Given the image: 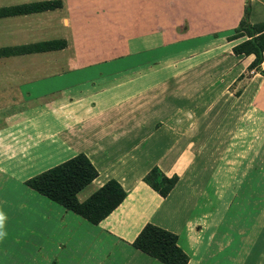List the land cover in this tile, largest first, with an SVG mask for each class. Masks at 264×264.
I'll list each match as a JSON object with an SVG mask.
<instances>
[{"label": "rangeland", "instance_id": "rangeland-1", "mask_svg": "<svg viewBox=\"0 0 264 264\" xmlns=\"http://www.w3.org/2000/svg\"><path fill=\"white\" fill-rule=\"evenodd\" d=\"M37 1L49 0H0V7ZM60 1L62 8L48 11L55 17L52 19L56 30L54 36L51 34L44 37L36 36L32 38L34 40H29L27 37L21 40L11 38L10 34L13 31L21 32L23 22L28 23V28H35L37 23L35 32L42 33L44 24L35 20L41 18L42 21H46L45 17L50 15L45 12L43 16L39 15L40 17L28 15L24 19L21 16L0 19V47L11 46L18 42H40L64 37L71 38V42L80 43L71 47L67 53L54 51L0 59L1 130L10 121L18 123L21 119L18 117L29 118L45 112V109L51 107L50 100L55 98L50 92L66 88L68 84L74 82V80L68 82V79L57 78L34 81L25 77L18 79L20 69L24 68V71L34 78L37 75L53 73L52 70H47L44 74H36L33 69L37 64L41 67L47 65L44 61L52 56L72 60L74 58L77 65L89 61L94 65L105 60L117 59L135 47L129 42L128 48L127 40L124 42L121 38L130 33V28L126 29L127 31L122 29L118 31L116 26L120 23L125 26L128 23L137 25L140 21L146 22L149 18L148 14H143L136 8L138 0ZM144 1L155 5V2L150 0ZM164 1L166 3L160 7L167 8L169 17L175 20L174 17L179 19L180 13H185L188 23L197 27V30L191 29V35L204 31H224L222 27L228 25L231 26L225 30H234L237 26L232 28V25L241 15L239 14L241 9L243 12L240 21L246 17V10H248V21L253 23L264 21V7L256 1L250 3L249 0H157L161 4ZM202 1L204 7L201 10L204 13L202 14L200 10V13L195 14V8L200 7ZM106 5H112L113 9H107ZM63 17L69 19L71 28H62ZM216 25L218 27L212 29ZM161 26L165 25L162 23ZM213 36L215 37L216 34ZM196 47L200 51L208 48L204 44ZM169 53L170 56L178 57L180 67L191 64L185 58L192 53L189 46L172 47ZM210 64L211 59L206 62L203 71L209 69ZM70 65L68 62L66 65L60 62L57 70L67 71ZM113 66L117 68L119 64L113 63L107 68ZM251 72L246 68L239 77H235L234 82H232L233 78H220L218 80L221 82L220 88H223L220 95L211 97L204 93L203 115L201 112L199 116L195 110L191 111L194 116H190L189 113L187 115L193 126L192 133L198 136L196 140L198 143L205 140L203 146L209 148L208 153H204V157L198 159V163L203 159L202 165L194 169L204 170L202 171L203 181L205 180L206 184L204 190L199 193L195 189L189 191L190 197L180 194L179 202L170 200L167 203L161 199L157 202L150 201L140 209L149 217L161 218L163 225H170L169 218L176 221L180 215L188 214L192 226L203 227L202 232L198 229L194 233L200 241L198 243L200 248L197 249L207 252L210 248V253L216 252V257L208 264H264V85L261 87L259 83H253L251 91L243 93L252 76ZM29 79L33 82L29 83L27 81ZM209 82L210 80H207L204 86ZM63 92L66 93L65 90ZM41 93L46 94L43 99L37 96ZM205 147L204 150H207ZM5 165L8 166L6 157L0 156V169H5L4 173L0 172V212L6 216L3 229L6 235L0 239V264L125 263L124 253L115 247L113 243L115 239L108 235L104 228L89 227L91 225L85 220L71 212H65L62 207L49 202L44 197L28 194L24 187L14 183L9 178L11 176L6 175V172L10 174L13 171ZM214 168L216 172L213 178L211 172ZM217 172L222 174L217 175ZM162 176L165 175L160 173L156 179L150 178L151 184L163 185L160 183ZM172 177L176 178V185L179 177L177 174H172L167 178ZM228 177H234V181L229 185L223 184L222 182L227 181ZM208 178L211 182L213 180L214 186L208 183ZM218 178L221 182L220 190L216 188ZM97 189L96 183L92 182L78 194V200L84 201ZM176 204L180 205L176 206ZM140 210L138 211L141 212ZM152 221L156 223L157 220ZM179 224L177 222L175 225L179 226ZM187 231L190 232L183 227L179 232L181 234L179 236L176 234L183 248L188 244ZM210 237H214V240L207 246ZM217 245L219 253L215 249Z\"/></svg>", "mask_w": 264, "mask_h": 264}, {"label": "crops", "instance_id": "crops-1", "mask_svg": "<svg viewBox=\"0 0 264 264\" xmlns=\"http://www.w3.org/2000/svg\"><path fill=\"white\" fill-rule=\"evenodd\" d=\"M150 1L155 2V5L144 0L141 2L138 0L136 4L139 12L149 15L146 22L140 21L137 25L128 23L126 26L120 23L116 26L118 31L130 28V33L121 37L124 42L127 40L128 48L129 42L135 47L133 50L129 49L127 54L94 65L91 61L77 65L74 58L72 60L52 56L44 61L47 65L41 67L37 64L33 69L36 74H44L47 70H52L53 73L37 75L34 78L29 76L24 68L19 70L18 79L25 77L34 81L57 78L74 82L67 83L66 88L50 92L55 98L50 100L51 107L45 109V112L29 118L18 117L21 118L18 123L10 121L2 130L0 129V156L6 157L8 166H5L13 171L10 174L6 172V175H10L9 178L14 183L24 187L28 194L38 195L24 185L26 180L79 153L86 155L98 172L97 179L93 181L98 188L112 179L126 192V198L110 216L98 225L89 224L92 228H104V231L115 239L113 242L115 247L121 249L126 257L123 264H161L131 247L132 241L147 223L161 226L178 236L183 227L189 229L186 248H183L178 240V245L189 257L188 264H208L216 257V252L210 253V248L207 252L197 249L200 248L198 246L200 241L194 233L198 229L202 232L203 227L192 226L188 214L180 215L176 221L169 218L170 225H163L161 218L149 217L140 209L150 201L157 202L161 199L167 203L170 200L179 202V196L186 194L187 197L189 191L195 189L199 193L204 190L206 185L202 176L204 170L194 169L202 165L203 159L201 163H198V159L203 158L209 148L203 146L205 140L198 143L196 140L198 136L192 133L193 126L187 115L189 113L190 116H194L192 110L199 116L201 112L203 115L204 93L211 97L220 95L223 88H220L221 82L218 80L228 77L233 78L234 82L235 77H239L249 66L253 56H236L232 53V47L242 42L244 38L227 40L233 30L225 29L231 25L222 27L224 31H204L191 35V29L197 30V27L188 23L185 13H180L179 19L174 17L176 18L174 20L169 17L167 8L160 7L166 3L165 1L162 4L157 0ZM249 1L250 3L256 1L264 7V0ZM105 7L113 9L112 5ZM203 7L202 1L201 6L195 8V14L200 13ZM241 7L243 8V5ZM241 12L243 9L239 12L242 15ZM45 13L50 15L45 17L46 21H42L41 18L35 20L44 24L42 33L35 32L37 23L35 28H28V23L23 22L21 32L13 31L10 34L11 38L21 40L27 37L34 40L32 38L36 36L44 37L50 34L54 36L56 30L52 19L55 17L48 11ZM45 13L32 15L43 16ZM201 13L204 11L201 10ZM241 15L234 21L232 28L238 26ZM21 17L24 19L28 15ZM61 21L63 29L72 27L69 19L63 17ZM248 22L259 24L264 21ZM162 23L165 26H161ZM217 27L218 25L212 29ZM219 33L221 35H217ZM61 39L67 44L66 48L61 50L65 53L71 47L80 45L79 42H71V38ZM34 42L36 41L18 42L11 46ZM200 42L208 46L205 51H200L196 47L201 45ZM180 45L189 46L192 52L189 57H185L191 62L189 66L180 67L178 57L170 56L169 50ZM209 59H211L209 69L203 71L202 68ZM60 62L65 65L68 62L71 65L67 71H58ZM113 63L119 66L108 69L107 67ZM261 69L264 71V59ZM251 75L243 93L251 91L253 83H259L261 87L264 85V78L260 74L251 72ZM205 80L210 82L204 86ZM27 81L33 82H30V79ZM45 95L41 93L37 96L43 99ZM204 147L207 150H204ZM153 168L165 177L172 174L179 177L174 189L165 198L160 197L145 181ZM215 170L216 168L211 172L213 178ZM217 170L219 171L218 168ZM0 172L4 173L5 169H0ZM219 174L222 172H217V175ZM230 175L229 172L228 176ZM229 177L222 183L229 185L234 181V177ZM209 182L212 183L213 180L211 182L208 178ZM217 183L216 188L220 190V178L217 179ZM212 185L214 186V183ZM178 205L180 204H176ZM152 220L157 221L153 223ZM177 222L180 223L179 226L175 225ZM213 240L214 237H210L206 245L209 246ZM194 241L196 243H193ZM215 249L219 253L218 245Z\"/></svg>", "mask_w": 264, "mask_h": 264}, {"label": "trees", "instance_id": "trees-1", "mask_svg": "<svg viewBox=\"0 0 264 264\" xmlns=\"http://www.w3.org/2000/svg\"><path fill=\"white\" fill-rule=\"evenodd\" d=\"M62 8L60 0L37 1L19 5L0 7V19L19 17L53 11ZM248 10L227 40H244L232 47L236 56H253L247 67L251 72L264 78L261 64L264 59V22L249 24ZM67 46L63 39L40 41L31 44L0 47V59L61 51ZM155 168L146 177L153 191L165 198L174 188L176 178H163L151 184L150 178L158 177ZM98 172L86 155L79 153L74 157L51 167L24 182L32 192L49 202L62 207L65 211L82 218L91 225H98L110 216L126 198V192L115 180L106 181L84 201L78 194L95 181ZM131 247L161 264H188L189 257L178 245V236L156 225L147 223L136 235Z\"/></svg>", "mask_w": 264, "mask_h": 264}, {"label": "clouds", "instance_id": "clouds-1", "mask_svg": "<svg viewBox=\"0 0 264 264\" xmlns=\"http://www.w3.org/2000/svg\"><path fill=\"white\" fill-rule=\"evenodd\" d=\"M6 216L3 212H0V239L4 238L6 232L3 230L5 225Z\"/></svg>", "mask_w": 264, "mask_h": 264}]
</instances>
